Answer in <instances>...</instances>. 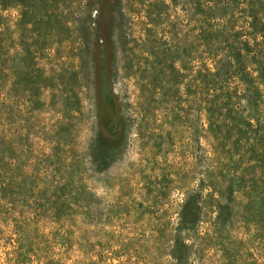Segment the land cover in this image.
Returning <instances> with one entry per match:
<instances>
[{
    "label": "rangeland",
    "instance_id": "374dc122",
    "mask_svg": "<svg viewBox=\"0 0 264 264\" xmlns=\"http://www.w3.org/2000/svg\"><path fill=\"white\" fill-rule=\"evenodd\" d=\"M190 3L0 10V264H264V90L196 106L175 88Z\"/></svg>",
    "mask_w": 264,
    "mask_h": 264
},
{
    "label": "trees",
    "instance_id": "16d2710c",
    "mask_svg": "<svg viewBox=\"0 0 264 264\" xmlns=\"http://www.w3.org/2000/svg\"><path fill=\"white\" fill-rule=\"evenodd\" d=\"M14 1L0 0V10L6 11ZM190 14L199 46L182 70L167 69L175 88L183 84L196 106L208 105L213 93L235 101L248 95L246 103L256 105L249 96L264 90V0H191ZM153 67L135 78L140 105L154 107L169 98L162 74ZM252 121L264 127V113L254 112Z\"/></svg>",
    "mask_w": 264,
    "mask_h": 264
}]
</instances>
